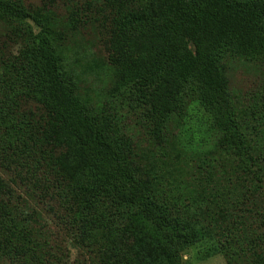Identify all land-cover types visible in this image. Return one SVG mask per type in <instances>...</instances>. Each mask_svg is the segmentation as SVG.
Returning a JSON list of instances; mask_svg holds the SVG:
<instances>
[{
    "label": "trees",
    "instance_id": "1",
    "mask_svg": "<svg viewBox=\"0 0 264 264\" xmlns=\"http://www.w3.org/2000/svg\"><path fill=\"white\" fill-rule=\"evenodd\" d=\"M63 5L0 0V259L62 264L30 205L45 201L88 264H182L212 237L227 264H264V87L240 101L227 64L264 62V0ZM86 32L104 51L95 64L114 71L110 96L148 107L158 155L85 94L76 53ZM195 108L210 145L183 178L168 121Z\"/></svg>",
    "mask_w": 264,
    "mask_h": 264
},
{
    "label": "rangeland",
    "instance_id": "2",
    "mask_svg": "<svg viewBox=\"0 0 264 264\" xmlns=\"http://www.w3.org/2000/svg\"><path fill=\"white\" fill-rule=\"evenodd\" d=\"M86 0H77L78 5L84 4ZM27 3L40 4L41 0H26ZM48 2V0H47ZM71 4L72 0H54V4L59 7V13L64 14L63 3ZM85 6V5H84ZM83 39V45L78 44L77 58L80 72L83 79V90L90 100L97 105L111 106L112 109L123 115V122L126 125L127 133L132 134L138 141L141 152L153 157L159 154V145H155L156 140L151 132L153 124L149 123L144 115L148 107L134 111L133 108L120 106L117 97H111V91L114 85V71L110 70L106 65L100 66L96 63L95 58H104L103 48L100 43L93 38V35L86 32L79 36ZM8 50H13V45H8ZM228 78L230 89L237 98L258 97L264 87V62L247 59L246 57L227 58ZM190 96L192 94L190 93ZM194 98H186V104ZM198 108L191 110H183L180 116L174 115L169 118L168 139L173 144V150L170 151L171 163L178 174L189 177L196 164L206 159L203 153L210 145V133L208 132V124L203 119L202 112H198ZM172 167V168H173ZM227 167L230 169L231 165ZM193 169V170H192ZM171 171V170H170ZM169 171V172H170ZM172 173V172H170ZM216 186H221L224 196L228 193V186L223 181L214 182ZM18 194L26 197L23 191L18 190ZM21 199V198H19ZM30 205L36 207L42 213V223L49 239L50 247L48 250L61 259L62 264H88V253L77 247L69 238V233L58 232L56 223L51 221V211L49 203L45 201L34 204L30 201ZM0 264H8L6 260L0 259ZM182 264H227L225 257L220 251V246L215 238H206L197 242L192 247L182 252Z\"/></svg>",
    "mask_w": 264,
    "mask_h": 264
}]
</instances>
